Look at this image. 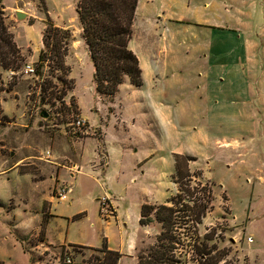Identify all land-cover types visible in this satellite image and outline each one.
Returning <instances> with one entry per match:
<instances>
[{
    "label": "rangeland",
    "instance_id": "1",
    "mask_svg": "<svg viewBox=\"0 0 264 264\" xmlns=\"http://www.w3.org/2000/svg\"><path fill=\"white\" fill-rule=\"evenodd\" d=\"M0 1L11 7L5 13L0 8V18L12 35L23 59L15 72H20L27 64L32 65L35 71L39 52L43 49L42 39L46 25L49 24L48 20L56 27L68 30L71 35L64 59L65 66L69 69V73L64 76L65 83L56 79V76H61L60 72L49 73L48 68L44 69L43 77L35 73L10 77L9 70L0 68V87L4 89L0 93V116H6L0 119V144L4 145L1 154L7 160L8 167L16 163L20 167L19 171L30 172L32 175L30 179L29 176L1 177L0 198L6 201L0 200L3 202L0 203V227L8 231V236L13 235L12 231L17 222L11 217L7 218V212L17 206L26 208L27 211L36 210V204L27 208L18 202L22 199L25 203H30L28 196L31 180H45L51 162L69 167L68 169L74 164L80 168L79 174L72 181V202L68 204L57 201L53 204L55 211L68 218L81 210L86 212V217L74 224L67 223L66 220L51 223L49 227L57 239L61 240L66 235L73 243L100 247V236L108 234L117 238L119 226L126 232L135 227L139 228L135 217L132 218L125 212L128 204L123 196L126 194L128 197L131 194L133 197L136 194L135 188L139 190L142 183L137 182L134 187H125L129 183L130 173L119 172L126 166H121L117 157L113 160L108 182L102 178L96 180L98 176L90 167V159L78 160L85 138L92 136L100 139L101 131L95 129L86 135L88 124L85 122L84 127L78 130L75 121L84 120L83 116L90 120L96 119L93 113H98L97 110L102 108L99 102L107 105L111 97L95 92L93 66L83 41H80L81 30L74 10L77 0ZM204 1L207 0H141L137 8L136 30L130 49L133 51L140 47L142 35L139 27L156 22L158 16L163 18L161 8L165 12L168 8L175 7L176 3L182 2L185 5L191 2L193 5L202 6ZM17 12L25 14V17L17 19ZM53 65L51 62V66ZM46 78L51 80V84L42 92L41 87H47L44 83ZM109 143L114 156L117 150L111 142ZM230 150L228 157H216L218 160L214 159L209 168L201 161L200 165L205 169H195L190 173V188H198L196 184L200 182L207 184L211 190V209L199 224L192 219L190 210L195 203H199L198 190L189 196L180 191L175 179L172 181L169 178L167 201H179L178 204L167 203V206H174L176 215L179 216L171 233L173 246L176 248L175 256L180 260V264H197L194 258L202 247L211 251L215 258L222 257L218 264H264V139H241L234 142ZM47 151L50 158L45 161L43 158ZM204 172L211 181L205 179ZM135 174L140 176L139 171ZM110 190L116 192L119 218L124 220L122 222L111 219V223L106 225L103 218L108 220L116 215V205L109 197ZM157 191L162 193L164 188H157ZM38 193L37 196L40 197L42 193ZM56 194L57 189H52V195ZM103 199L106 201L100 202ZM132 206L133 204L130 208L134 210ZM38 207L40 212H44L40 229L36 230L32 223H27L29 229L25 233L15 231L13 236L25 250L38 246L40 252L44 250L49 254H58L61 250H54L45 240L44 225L49 216L46 213L47 204L39 203ZM149 225L145 233L148 239L137 247L138 254L144 257L151 254V249L157 245V236L163 231L161 224L155 220ZM0 236L3 238V233L0 232ZM1 243L0 261L5 264H29L28 254L23 253L19 245L14 247L9 244L3 247V241ZM61 252L60 264H63L61 259L64 255L70 256L72 264H101L104 257L99 250L82 246L64 248ZM128 262L124 260L123 264H131Z\"/></svg>",
    "mask_w": 264,
    "mask_h": 264
},
{
    "label": "crops",
    "instance_id": "2",
    "mask_svg": "<svg viewBox=\"0 0 264 264\" xmlns=\"http://www.w3.org/2000/svg\"><path fill=\"white\" fill-rule=\"evenodd\" d=\"M140 3L141 0L138 5ZM203 3L202 6L176 3L165 12L161 8L163 18L158 16L156 22L139 27L142 42L133 52L139 60L142 85L136 87L125 79L107 105L99 102L102 108L93 113L96 119L83 116L88 124L86 135L98 129L101 138L86 137L78 160L90 159V167L98 176L96 180L102 178L108 182L117 157L118 163L126 166L119 172L130 173L125 187L142 183L139 190L135 188L133 197L131 194L123 196L128 204L125 212L135 217L139 228L126 232L119 226L117 238L108 234L100 236V247L73 243L66 235L57 239L49 227L51 223L66 220L74 224L84 219L86 212L81 210L68 218L55 211L53 204L58 200L52 195V189L58 191L71 185L68 202H63L70 204L74 192L72 181L77 175L71 177L69 167L50 162L45 180H31L29 205L22 199L18 202L27 208L36 204V210L27 211L17 206L7 212V218L17 222L13 235L15 231L25 233L29 229L27 223L39 230L44 212L39 211L38 205L45 203L49 215L44 225L45 240L54 250L72 246L99 250L105 243L107 250L121 255L118 264H123L124 260L138 264L137 247L148 239L145 233L150 226L139 224L141 207L167 204L168 181L175 179V155L193 158L188 164L192 173L204 168L201 161L209 168L214 159L218 160L216 157H228L230 148L238 140L264 139V0H207ZM0 8L4 13L11 9L2 2ZM137 15L136 10L135 20ZM135 30L136 21L133 36ZM132 42L133 39L129 47ZM109 142L117 150L114 156ZM3 147L0 144V180L4 176H29L30 179L31 173L19 171L16 163L7 166L1 154ZM136 171L140 176H136ZM205 172V179L211 181ZM157 188H164V192H158ZM38 192L42 193L40 197ZM109 193L111 202L116 205V215L108 220L102 218L106 225L111 219L123 222L118 214L116 192L110 190ZM132 204L134 210L130 208ZM0 232L3 233L0 244L3 241V247L19 245L23 253L28 254L29 264H60L61 251L49 254L44 250L40 252L38 246L25 250L15 235L8 236V231L1 227Z\"/></svg>",
    "mask_w": 264,
    "mask_h": 264
},
{
    "label": "trees",
    "instance_id": "3",
    "mask_svg": "<svg viewBox=\"0 0 264 264\" xmlns=\"http://www.w3.org/2000/svg\"><path fill=\"white\" fill-rule=\"evenodd\" d=\"M138 2L139 0H77L76 2L74 10L81 30L80 38L93 66V84L95 92L99 95L113 97L125 79L136 87L143 83L139 60L129 47ZM48 22L42 39L43 49L39 52L34 73L43 77L44 69L48 68L49 73L60 72L61 76H56V79L65 83L64 76L69 73V69L65 66L64 59L71 35L68 30L56 27L50 20ZM22 61L12 35L0 18V68L14 71L20 67L19 62ZM44 83L47 87H41L42 92L49 88L51 80L46 78ZM3 90L0 87V93ZM1 118L6 116H0ZM192 160L193 158L188 156H174L175 180L179 184L180 191L189 196L194 195L198 190L199 203H195L190 210L192 219L199 224L211 209L212 198L207 184L198 182L196 184L198 188H190L192 175L188 164ZM167 203L178 204L179 201L177 199L174 202L170 199ZM176 213L174 206L167 204L142 205L139 224L149 225L155 220L161 224L163 231L157 236V245L151 249V254L147 257L138 254V264H180V260L175 256L176 248L173 246L171 233L179 218ZM184 217L185 215L182 216ZM99 251L104 255L101 264H118L121 255L107 250L105 243ZM221 259L222 257L215 258L211 251L204 247L197 251V257L194 258L197 264H218Z\"/></svg>",
    "mask_w": 264,
    "mask_h": 264
},
{
    "label": "built area",
    "instance_id": "4",
    "mask_svg": "<svg viewBox=\"0 0 264 264\" xmlns=\"http://www.w3.org/2000/svg\"><path fill=\"white\" fill-rule=\"evenodd\" d=\"M17 74H25V75H34V68L32 65L27 64L25 65L20 72H15L12 70L8 71V75L10 77L17 76ZM85 121L81 119H77L75 121V126L78 130H81L84 127ZM50 158V153L47 151L45 152V156L43 159L45 161H48ZM69 170H71V177L76 176L80 172V168L77 167L76 165H73ZM71 185L62 187L60 190L57 191V194L54 196L58 201L60 202H68L67 201V195L70 192ZM106 199L101 200L100 202H104ZM63 261V264H72V260L69 255H64L63 258L61 259Z\"/></svg>",
    "mask_w": 264,
    "mask_h": 264
},
{
    "label": "water",
    "instance_id": "5",
    "mask_svg": "<svg viewBox=\"0 0 264 264\" xmlns=\"http://www.w3.org/2000/svg\"><path fill=\"white\" fill-rule=\"evenodd\" d=\"M16 17H17V19L21 20L25 17V14H23L21 12H17ZM43 116H46V114H43Z\"/></svg>",
    "mask_w": 264,
    "mask_h": 264
}]
</instances>
